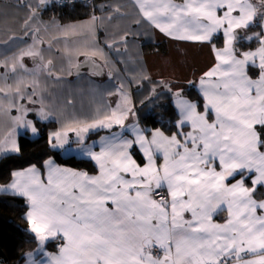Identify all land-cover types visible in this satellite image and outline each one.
Masks as SVG:
<instances>
[{
    "label": "snow or ice",
    "instance_id": "obj_1",
    "mask_svg": "<svg viewBox=\"0 0 264 264\" xmlns=\"http://www.w3.org/2000/svg\"><path fill=\"white\" fill-rule=\"evenodd\" d=\"M47 3L17 0V7L28 9L22 35L3 41L0 98L9 101L12 123L0 140V158L20 154L21 130L37 136L38 124L54 119L39 86L41 76L62 79L38 46L43 44L38 13ZM131 5L137 27L207 44L214 62L188 82L196 99L187 98L183 87L160 82L174 97L177 118L170 134L139 127L123 82L108 93L118 96L114 107L57 121L48 147L77 153L96 171L61 167L49 158L43 171L36 165L12 171L10 181L0 185V193L25 202L27 231L37 242L36 252L26 254L27 264H264V0H131ZM124 15L117 6L107 19ZM97 19L92 16L93 25ZM79 27L58 26L64 38L77 35ZM252 28L259 31L249 34ZM221 34L223 47L217 48L213 40ZM137 35L124 31L105 46L119 56L120 46L126 53ZM252 41L257 46L245 49L244 42ZM56 55L69 63L75 57L79 75L82 68L97 70L95 59L104 52L92 42ZM26 57L34 68L25 65ZM65 104L71 107L72 101ZM101 131L106 134L89 142L91 133ZM50 241L59 242L55 254L45 250Z\"/></svg>",
    "mask_w": 264,
    "mask_h": 264
},
{
    "label": "trees",
    "instance_id": "obj_2",
    "mask_svg": "<svg viewBox=\"0 0 264 264\" xmlns=\"http://www.w3.org/2000/svg\"><path fill=\"white\" fill-rule=\"evenodd\" d=\"M115 1L116 0H94L92 3L86 4L82 2L56 0L49 3L46 7H43L44 9H40L42 19L49 24L45 27L41 26L40 35L43 44L38 46L45 49L44 55L46 58H51L55 61L57 69L62 70L63 67H68L71 64L70 80L75 81L72 77V69L78 60L74 57L71 63H69L66 56H57L56 53H63L64 49L69 46L80 47L85 43L98 42V46L103 49L104 52L103 56L98 57L104 60L110 73L113 74L111 80H109V86L114 87V84L119 86L123 82L125 88H130L129 85L132 84V82L128 83L130 79L126 75L124 65L116 58L113 51L105 46L109 43V38L106 32L100 28V22H98L101 19L106 20L108 16L113 14ZM93 15L98 18L94 25L91 20ZM69 24L80 26L78 34L64 38L58 26ZM253 29L259 28H252V30ZM9 35L13 34L11 32L0 31V59L3 58V54L6 51L3 46V41L7 40ZM15 35L21 36L22 34ZM220 39H222L221 36ZM69 41L71 43H69ZM31 42V40H28V44ZM214 42H219V44H221L218 37L214 39ZM49 44H51V51L47 50ZM253 45L256 46L255 41L247 43L245 48L252 47ZM20 46L27 47V44H21ZM141 47L143 53L156 50L165 51L167 49V44L164 42L142 41ZM7 54L11 55V52ZM24 63L33 66L32 59L28 57L24 59ZM99 89L101 91L103 90L102 87ZM192 89L193 88L186 89V94L192 98H197L196 93H194ZM97 94L101 97V94L95 91L88 96L95 100ZM98 99L100 98L98 97ZM171 99V94L169 95L168 91H165L163 87L160 88L159 94L156 96V100L158 101L156 109L149 115L140 119L143 125L149 128H161L168 134H170V131H174L173 125L177 117L176 109ZM101 102L100 100H96L94 102V107L96 108L98 103ZM30 115L33 118V114L30 113ZM38 127V136H32L29 131H25L19 135L18 142L22 145L20 154H13L0 158V183H8L12 171L30 165L41 166L50 156H55L61 163L73 166L77 169H85L90 172L96 171L93 164L86 158L76 157L74 155L63 156L59 150H52L48 147V134L59 128V123L57 121L39 123ZM26 211L27 208L22 198L0 193V264H23L26 261V254L37 248V242L27 231L29 225L25 219Z\"/></svg>",
    "mask_w": 264,
    "mask_h": 264
},
{
    "label": "crops",
    "instance_id": "obj_3",
    "mask_svg": "<svg viewBox=\"0 0 264 264\" xmlns=\"http://www.w3.org/2000/svg\"><path fill=\"white\" fill-rule=\"evenodd\" d=\"M117 6L121 8V12L125 13L123 17H115L111 21H109L108 19L106 20L101 19L98 22H100L99 23L100 28H102V30L106 32L109 38V43L113 42L114 40H118L119 35L122 34L124 31L135 30L138 33L135 39L132 38L129 39L126 53L124 52V47L121 45L120 46L121 55L116 56L115 52H113V54H115L116 58L122 62L127 77L132 81V84L129 85L130 88L126 87L127 89L125 88V91L128 92L130 103L131 105L134 106V110L136 112L135 120L138 121L139 127L143 129L154 130L156 128L145 127L140 119L149 115L154 109H156L158 102L156 100V96L159 94L160 88L163 87V85L160 82L165 81L175 85L176 87H183L184 95L187 98L196 99L186 94L185 90L191 88L188 85V82L198 80L199 76L203 73V71L207 70L208 67L212 65V63L214 62V57L212 55L210 46L207 44L201 45L196 43L178 42L168 37H165L157 30L149 29L147 25H145L144 27H137L133 21V17L135 16V11L131 5V0H116L115 7ZM255 31H259V29H253V30L251 29L249 31V34ZM220 36L222 37V34L217 35L215 38L218 37L221 44H219V42L215 43L213 40L217 48L223 47V37L222 39H220ZM142 41H154L158 43L164 42L167 44V49L165 51L156 50L153 52L143 53L141 49ZM247 43L249 42H244V47ZM256 46L253 45L251 48H255ZM81 59H83V57H80L79 60ZM96 60L100 62L104 67L103 69H101V74L94 75V73L84 72L82 74L75 76L73 75V69L75 68L74 66L72 69V77L75 79V81H72L74 83L72 84V87L69 88V90H73L72 93L74 94V96L78 95L83 97H85L84 95L88 96L89 94H92L93 91H95L101 94V97L99 94H97V97L100 98L98 100L102 101L101 103H98L97 107L107 106V105L114 107L118 100V96L116 94L108 95V93L109 92L115 93L116 88H118L119 86H116L115 84L114 87L109 86L110 84L109 80H111L112 78V77L110 78L109 76L110 71L107 68L104 60H102L100 57H97ZM34 65L35 64L33 62V66ZM138 74L141 80L137 77ZM145 77H147V79H145ZM83 82L85 83V85H83ZM100 87L103 88L102 91L99 89ZM164 90L167 91L166 88H164ZM175 90L176 88H173V91ZM192 90L197 95L196 90L195 89ZM168 93L169 95L171 94L172 97L171 100L174 103V97L172 96V93L170 92ZM91 100H92L91 105L89 106L85 105V106L92 107L93 109H95L94 107L95 100L93 98ZM8 111H9V105L7 111H5L4 113L0 111V118L1 119L10 118ZM16 114L17 113L15 112V110H11V115H16ZM132 119L133 118L130 117V120ZM7 129H9V127ZM7 132L6 131L3 132V137L0 140L4 138V135H6ZM24 132L21 131L20 134ZM105 134L106 133L104 131H101L99 134L91 133L89 142H91L92 140H98L100 135H105ZM166 134L168 133L166 132ZM19 135L17 136V140ZM59 151L63 156L74 155L76 157L85 158L77 153H66L63 152V150H59ZM49 158H52L55 161V163L60 165L61 167H69V168L77 169L73 166L61 163L55 156H50L47 159ZM137 159L138 160L140 159L139 155H137ZM30 166L24 168H18L14 171L26 169ZM36 166L38 168H41L42 165L41 166L36 165ZM41 170L43 171L42 168ZM77 170L88 171L85 169H77ZM88 172L90 174H95V171L94 172L88 171ZM5 184L0 183V185H5ZM58 243H59L58 241L48 242L45 245V250L48 253L55 254L58 250L57 249ZM36 249L30 252L35 253ZM34 259L38 261L41 259V257L36 256L34 257ZM23 264H27V262L25 261Z\"/></svg>",
    "mask_w": 264,
    "mask_h": 264
},
{
    "label": "rangeland",
    "instance_id": "obj_4",
    "mask_svg": "<svg viewBox=\"0 0 264 264\" xmlns=\"http://www.w3.org/2000/svg\"><path fill=\"white\" fill-rule=\"evenodd\" d=\"M54 1L56 0H48V3L43 7H46L49 3H52ZM25 2L34 4L36 0H25ZM16 5H17V0H0V31L11 32L13 35L22 34L21 21L27 15L28 9L24 7H17ZM38 15L41 22L40 26L45 27L47 24H49L42 19L41 10L39 11ZM26 66L29 69L35 67V65L32 66L31 64H27ZM57 70L58 71L56 74L59 76L61 75L62 77V79L59 82H55L50 79L45 80L43 76L40 77V82H39L40 89L44 92L45 96L48 98L46 100V103H48L49 106L53 109V116H54V119L45 122L58 121L65 114H69V113L87 114L93 111L94 109L92 107H88L92 103L91 97L87 95H84L85 97L78 95L74 96V94L72 93L73 90H69V88L72 87V84L74 83L72 82L73 80H70L69 78L71 64L68 67L67 66L65 68L63 67L62 70L60 69ZM2 71L3 70L0 69V72ZM137 77L140 79L139 74L137 75ZM31 79H32L31 77L26 76L25 77L26 83H31ZM83 85H85L84 82ZM66 100L72 101L71 107L65 104ZM96 100H98V97L95 98V101ZM8 105H9V101L0 98V107L3 108V109L0 108L1 112L4 113L5 111H7ZM28 118L32 119L31 115H29ZM11 123L12 121L10 118L7 119L0 118V139L3 137V132L5 131L7 132L9 130L7 128L11 125ZM21 131L24 132V130Z\"/></svg>",
    "mask_w": 264,
    "mask_h": 264
},
{
    "label": "water",
    "instance_id": "obj_5",
    "mask_svg": "<svg viewBox=\"0 0 264 264\" xmlns=\"http://www.w3.org/2000/svg\"><path fill=\"white\" fill-rule=\"evenodd\" d=\"M83 59H84V58H83ZM83 59H81V61H82ZM95 62H96V64L98 65L97 70H95V71H91V70H89L88 68H82V69L80 70V74H82V73H84V72H89V73H94V75H95V74H96V75H100V74H101V69H103L104 67H103V65H102L100 62H98L96 59H95ZM73 75L77 76V69H76V67L73 69Z\"/></svg>",
    "mask_w": 264,
    "mask_h": 264
},
{
    "label": "built area",
    "instance_id": "obj_6",
    "mask_svg": "<svg viewBox=\"0 0 264 264\" xmlns=\"http://www.w3.org/2000/svg\"><path fill=\"white\" fill-rule=\"evenodd\" d=\"M65 1V0H64ZM68 2H82V3H86V4H90L92 3L94 0H66Z\"/></svg>",
    "mask_w": 264,
    "mask_h": 264
}]
</instances>
